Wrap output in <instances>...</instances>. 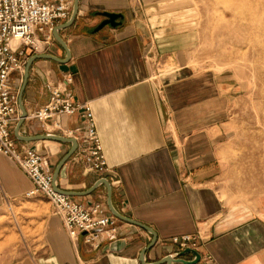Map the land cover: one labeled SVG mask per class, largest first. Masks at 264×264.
Wrapping results in <instances>:
<instances>
[{
	"label": "crops",
	"instance_id": "obj_1",
	"mask_svg": "<svg viewBox=\"0 0 264 264\" xmlns=\"http://www.w3.org/2000/svg\"><path fill=\"white\" fill-rule=\"evenodd\" d=\"M184 6L183 0H79L74 21L59 31L68 61L39 58L31 64L19 133H45L29 115L48 101L49 84L69 75L73 102L87 103L92 110L108 171H86L75 158L78 142L58 173V187L83 191L105 177L116 210L154 231L156 239L145 253L148 263L180 250L171 238L187 234L196 237L200 260L195 264H264L263 210L228 201L217 186L239 85L226 73L187 64ZM101 12L121 14L119 23L94 31L104 19ZM41 53L65 56L53 36ZM22 71L10 75L17 93ZM57 119L68 129L82 122L80 111ZM15 123L10 133L16 149L46 154L53 171L70 143L19 141L13 134ZM32 186L25 172L0 153V205L33 198L25 195ZM70 197L85 206L102 202L109 211L104 184ZM39 200L48 206L35 213L40 231L35 246L28 245L26 254L9 264H141L140 252L152 239L147 230L116 218L115 237L91 249L70 239L60 215L48 201Z\"/></svg>",
	"mask_w": 264,
	"mask_h": 264
},
{
	"label": "rangeland",
	"instance_id": "obj_2",
	"mask_svg": "<svg viewBox=\"0 0 264 264\" xmlns=\"http://www.w3.org/2000/svg\"><path fill=\"white\" fill-rule=\"evenodd\" d=\"M183 3L187 64L226 73L239 85L219 192L264 212V0ZM39 199L47 201L37 196L0 205V264L19 260L28 245L35 246L40 232L35 213L48 206Z\"/></svg>",
	"mask_w": 264,
	"mask_h": 264
},
{
	"label": "built area",
	"instance_id": "obj_3",
	"mask_svg": "<svg viewBox=\"0 0 264 264\" xmlns=\"http://www.w3.org/2000/svg\"><path fill=\"white\" fill-rule=\"evenodd\" d=\"M72 1L0 0V153L16 163L32 182L26 197L43 196L60 215L70 239L80 240L89 248L97 249L103 241L115 237L116 217L102 202L85 206L56 191L52 186V171L46 154L29 147L17 150L10 133L11 125L18 119L17 91L12 86L10 75L13 71L23 70L28 54L44 52V44L52 38V27L69 17ZM36 41L41 43L40 48L35 45ZM70 82L71 77L66 75L50 83L48 101L29 116L47 133L74 137L77 147L78 142L81 143L75 158L86 171L103 175L108 168L94 115L87 103L73 102L68 89ZM76 111H80L82 117L78 127L65 128L57 119L59 115ZM171 241L180 249H197L193 235L173 236Z\"/></svg>",
	"mask_w": 264,
	"mask_h": 264
},
{
	"label": "water",
	"instance_id": "obj_4",
	"mask_svg": "<svg viewBox=\"0 0 264 264\" xmlns=\"http://www.w3.org/2000/svg\"><path fill=\"white\" fill-rule=\"evenodd\" d=\"M78 1L79 0H73L72 1V7H71L69 17L65 21L55 24L51 30L52 36L55 39V41L64 49L65 56L62 58H59V57H57L53 54H50V53H33L30 56H28L25 60V64H24L23 71H22V81H21V85H20V87L18 89V93H17L18 119H17L15 126H14V129H13L14 137L19 141H25V142L48 139V140H55V141L70 143L69 150L59 159V161L56 163V165L52 171V186H53V188L56 191H58L62 194L68 195V196H82V195H87V194L91 193L98 185L104 184L106 187V205H107L109 211L116 218L123 220V221H126V222H129V223H132V224H135V225H138V226L142 227L143 229L147 230L152 235L151 241L140 252L139 261L141 264H171V263L195 264L200 260V253L196 249H193L190 247H185L183 249L175 251L174 253L167 254V255L161 257L160 259H158L154 262L148 263L145 260V253L153 245V243L156 239V235H155L154 231L151 230L148 226H146V225H144V224H142V223H140L134 219L126 217L116 210V208L113 206V204L111 202L110 183L105 177H101V178L97 179L89 188H87L83 191H70V190H65V189H61L60 187H58V184H57L58 173H59L62 165L66 162V160H68V158H70V156L77 149V141L74 137H66L63 135L56 134V133H47V132L39 133V134H35V135H27V136L21 135L19 133V127L23 123V121L26 117V111H25L23 104H22V93H23V90L25 88V85H26V82L28 79L31 64L35 59H39V58L50 59V60H53V61H56L59 63H64V62L68 61L69 50L67 48L66 43L60 37L59 31L61 29H64V28L70 26L72 24V22L74 21V18L77 14V11H78ZM101 15L104 16V19L94 28V31L99 30L100 28H102L104 25H107V24H109L111 26H116L119 23L116 19L121 17V14L114 13V12H101ZM34 72L38 75V77L41 79V81L43 83H46L44 76L42 75V73L39 71L38 68L35 67ZM186 254H191L193 256L192 259H184V255H186Z\"/></svg>",
	"mask_w": 264,
	"mask_h": 264
},
{
	"label": "bare ground",
	"instance_id": "obj_5",
	"mask_svg": "<svg viewBox=\"0 0 264 264\" xmlns=\"http://www.w3.org/2000/svg\"><path fill=\"white\" fill-rule=\"evenodd\" d=\"M35 45H36L37 47H39V48L41 47V43H40V42H37V41H36V42H35Z\"/></svg>",
	"mask_w": 264,
	"mask_h": 264
}]
</instances>
